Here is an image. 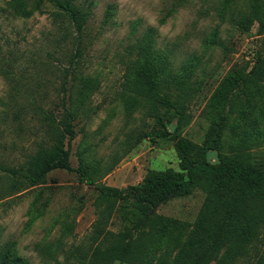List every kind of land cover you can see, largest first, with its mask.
Returning <instances> with one entry per match:
<instances>
[{
    "label": "rangeland",
    "instance_id": "rangeland-1",
    "mask_svg": "<svg viewBox=\"0 0 264 264\" xmlns=\"http://www.w3.org/2000/svg\"><path fill=\"white\" fill-rule=\"evenodd\" d=\"M12 1L0 0V166L23 165L56 138L67 143L52 119H63V104L70 103V95L76 97L79 78L88 77L97 87L75 116L71 165L99 168L98 184L122 190L140 184L152 170L180 171L177 137L202 144L211 125L205 109L214 90L232 69L250 70L255 52L264 49V33L259 35L257 24L247 31L235 26L247 0H239L227 13L222 12V0H189L182 5L180 0H76L88 12L81 35L66 15L54 19L60 9L48 0H22L28 17L16 15ZM151 29L156 48L171 52L176 70L194 56L199 59L193 81L201 82V87L186 111L187 125L175 138L155 137L162 129L145 110L128 112L124 104L126 68L137 57V42ZM252 129L264 133V90H243L227 123L225 146L210 155V161L228 156L227 146L235 135ZM138 137L139 143L127 152ZM254 153L264 156V146ZM10 185L0 172L1 244L16 242L30 264H55L41 257L39 244L60 242V261L88 244L97 220V191L77 173L53 171L43 184L7 197ZM205 196L196 189L156 210L157 216L174 220L176 226L153 250L149 264H171L193 230ZM36 200V208L48 202L47 207L27 227ZM67 225L70 230L64 235ZM124 225L116 212L108 229L117 233Z\"/></svg>",
    "mask_w": 264,
    "mask_h": 264
},
{
    "label": "trees",
    "instance_id": "trees-1",
    "mask_svg": "<svg viewBox=\"0 0 264 264\" xmlns=\"http://www.w3.org/2000/svg\"><path fill=\"white\" fill-rule=\"evenodd\" d=\"M48 1L60 9L53 14L54 19L66 15L68 23L81 35L88 12L77 6L76 0ZM187 1L180 0V5ZM237 3L239 0H222V12L227 13ZM11 5L16 15L28 17L22 0H13ZM244 10L238 12L235 26L247 31L257 24L259 35L263 34L264 0H247ZM154 35L151 29L137 42V57L126 68L124 104L128 112L145 110V115L162 129L155 137L175 138L174 134L187 125L186 111L201 87V82L193 81L199 59L194 56L176 70L171 52L159 51ZM79 80L76 97L70 95V103L63 104V119H52V126L57 123L67 143L56 138L50 146L29 156L25 164L0 166V172L11 180L7 197L43 184L57 170L77 173L83 183L97 191V220L88 244L66 253L62 261L58 259L60 242L39 244L36 250L44 260L55 264H149L153 250L176 226L174 220L157 216L156 210L171 199L200 189L206 195L203 206L171 264H264V156L254 153L264 146V133L252 129L235 135L234 142L227 146L229 155H218L217 163L210 161V155L219 154L225 146L227 123L243 90H264V49L255 52L250 70L232 69L214 90L205 109L211 125L202 144L177 137L180 171H149L140 184L126 190L98 184L99 168L71 165V144L76 139L74 119L97 87L88 77ZM175 121L177 125L173 127ZM140 140L138 137L127 152ZM119 161L120 158L115 160L108 171ZM37 203L38 200L28 213L27 227L39 219L48 202L42 208H36ZM116 212L125 223L117 233L108 229ZM68 230L69 225L64 235ZM0 264L30 262L19 254L16 242L1 244L0 236Z\"/></svg>",
    "mask_w": 264,
    "mask_h": 264
}]
</instances>
